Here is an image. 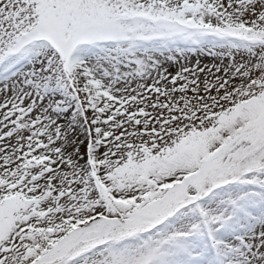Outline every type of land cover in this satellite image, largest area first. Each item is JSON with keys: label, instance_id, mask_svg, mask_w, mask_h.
Masks as SVG:
<instances>
[{"label": "snow or ice", "instance_id": "1", "mask_svg": "<svg viewBox=\"0 0 264 264\" xmlns=\"http://www.w3.org/2000/svg\"><path fill=\"white\" fill-rule=\"evenodd\" d=\"M0 264H264V0H0Z\"/></svg>", "mask_w": 264, "mask_h": 264}]
</instances>
